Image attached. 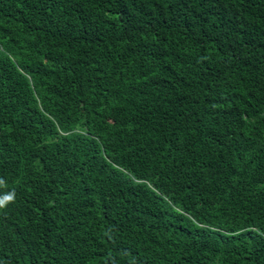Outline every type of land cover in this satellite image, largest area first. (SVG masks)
<instances>
[{"label": "trees", "instance_id": "trees-1", "mask_svg": "<svg viewBox=\"0 0 264 264\" xmlns=\"http://www.w3.org/2000/svg\"><path fill=\"white\" fill-rule=\"evenodd\" d=\"M0 264H264V0H0Z\"/></svg>", "mask_w": 264, "mask_h": 264}, {"label": "clouds", "instance_id": "clouds-1", "mask_svg": "<svg viewBox=\"0 0 264 264\" xmlns=\"http://www.w3.org/2000/svg\"><path fill=\"white\" fill-rule=\"evenodd\" d=\"M3 185H4V181L0 180V186H3ZM13 200H14V193H8V194L4 195L3 197H0V208L5 207V205L8 202H11Z\"/></svg>", "mask_w": 264, "mask_h": 264}]
</instances>
